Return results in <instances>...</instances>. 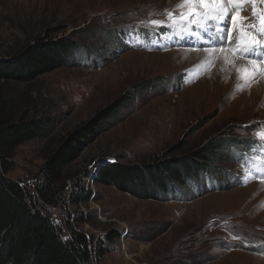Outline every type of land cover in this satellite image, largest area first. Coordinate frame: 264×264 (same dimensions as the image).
I'll list each match as a JSON object with an SVG mask.
<instances>
[{"label": "rangeland", "instance_id": "obj_1", "mask_svg": "<svg viewBox=\"0 0 264 264\" xmlns=\"http://www.w3.org/2000/svg\"><path fill=\"white\" fill-rule=\"evenodd\" d=\"M179 3L0 0L2 51L15 40L44 35L46 30L52 40L66 39L74 45L65 65L27 88L20 86L34 90L38 106L55 121L49 136L63 135L116 99L126 100L95 136L83 141L67 176L96 158L124 165L181 161L198 147L218 143L208 171L186 179L184 187H172L162 200L137 199L96 182L95 163L89 176L80 178V187L91 198L73 206L71 192L78 189L77 180H67L60 207L46 209L63 225L67 216L73 226V219L82 217L77 228L102 240L109 252L98 261L93 252L97 245L91 244L93 264H264V180L247 181L255 165L249 149L261 153L264 147L256 135L264 130V93L254 95L249 88L264 73L249 78L254 70L239 72L236 84L247 89L239 92L230 81L228 86L221 81L209 60L200 61L203 53L225 50L128 47L123 37L129 28L147 29L152 19L166 20L157 13L176 9ZM188 52L201 57L192 63ZM244 68L239 65V71ZM45 142L18 147L14 166L6 174L27 185L34 196L43 180ZM178 146L182 149L174 152ZM114 231L119 238L107 245L104 238Z\"/></svg>", "mask_w": 264, "mask_h": 264}, {"label": "trees", "instance_id": "obj_2", "mask_svg": "<svg viewBox=\"0 0 264 264\" xmlns=\"http://www.w3.org/2000/svg\"><path fill=\"white\" fill-rule=\"evenodd\" d=\"M48 31L20 38L10 48L0 49V264H93L94 243L98 261L109 252L102 240L88 237L77 228L83 224L82 217L73 219V226L67 216L63 225L46 209L60 207L66 181L71 179L77 180L78 185L71 192V205L87 202L91 197L80 187V178L88 177L95 163L99 167L96 182L111 185L137 199L162 200L172 187H184L186 179L203 175L208 171V161L217 157L218 143L212 141L209 146L185 154L181 161L148 160L124 165L102 157L67 176L68 168L80 157L83 141L95 136L126 100L116 99L63 135L49 136L55 121L44 107L38 106L34 90H20V86L27 88L65 65L67 54L74 49L73 43L66 39L52 40ZM40 139L46 140L40 168L43 180L35 186L34 196L27 185L7 178L6 174L14 166L18 147ZM179 147L174 152L182 149ZM118 238L119 233L114 231L104 239L111 246Z\"/></svg>", "mask_w": 264, "mask_h": 264}, {"label": "snow or ice", "instance_id": "obj_3", "mask_svg": "<svg viewBox=\"0 0 264 264\" xmlns=\"http://www.w3.org/2000/svg\"><path fill=\"white\" fill-rule=\"evenodd\" d=\"M257 4H264V0H180L176 9L157 13L165 16L166 20L152 19L145 26L167 27L173 31L189 33L193 27L221 32L225 30L227 23L230 27L226 29L229 35L225 39L229 50L233 55L238 53L250 58L254 67L259 62L260 70H264V8L258 9ZM249 8L252 10L254 23H248L247 17L239 15ZM233 28L236 30L235 36L231 34ZM237 88L242 90L243 85H237ZM256 135L264 142V130ZM259 171L264 177V169Z\"/></svg>", "mask_w": 264, "mask_h": 264}, {"label": "bare ground", "instance_id": "obj_4", "mask_svg": "<svg viewBox=\"0 0 264 264\" xmlns=\"http://www.w3.org/2000/svg\"><path fill=\"white\" fill-rule=\"evenodd\" d=\"M188 53L190 54V56L192 58L191 59L192 60L191 61L192 63L194 61L199 60L200 57H201V54H199V53H197V54H194L192 52H188ZM202 59H207V60H209V63L213 64L212 71L214 70V72H217L219 74V77L222 79L221 81H223L224 84H226L227 86H228V84L230 82L233 84V86H237V84H236L237 77H238L237 74H239V72H240L239 71V65L246 66V68H247L248 67L247 65H250L251 64L250 61L241 60L243 62H246L245 63L246 65L245 64H242V62H239L236 59H234L231 56V54H228L226 51H222V52L212 51V52L203 53L202 54V58L200 59V61ZM235 62H237V64H236L235 68L233 69V71H231L230 70V66L232 64H234ZM262 73H264V71H261V74ZM205 76H207V74ZM249 90L250 91H253V94L254 95H256L257 93L259 94L260 91H261V95H262L264 93V76L262 77V79L259 82L253 84L249 88ZM239 92L245 93V92H247V89L242 90V91H239ZM239 92H237V94H239Z\"/></svg>", "mask_w": 264, "mask_h": 264}]
</instances>
